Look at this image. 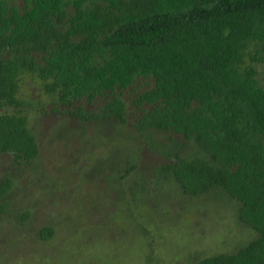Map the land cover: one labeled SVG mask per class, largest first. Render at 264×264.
Wrapping results in <instances>:
<instances>
[{
    "label": "trees",
    "instance_id": "obj_1",
    "mask_svg": "<svg viewBox=\"0 0 264 264\" xmlns=\"http://www.w3.org/2000/svg\"><path fill=\"white\" fill-rule=\"evenodd\" d=\"M258 64L264 0H0V157L36 165L33 112L60 114L85 132L95 123L85 137L107 124L130 142L114 147L122 156L108 170L118 183L134 173L128 191L121 188L126 202L169 185L191 197L216 193L256 232L235 250L196 253L190 264H264ZM27 75L48 100L19 95ZM143 148L158 154L149 176ZM16 187L9 174L0 179V211L15 214ZM134 205L144 216V204ZM38 233L49 239L54 227Z\"/></svg>",
    "mask_w": 264,
    "mask_h": 264
},
{
    "label": "rangeland",
    "instance_id": "obj_2",
    "mask_svg": "<svg viewBox=\"0 0 264 264\" xmlns=\"http://www.w3.org/2000/svg\"><path fill=\"white\" fill-rule=\"evenodd\" d=\"M258 68L264 84V64ZM41 87L27 75L19 95L48 100ZM31 119L42 148L36 165L0 157V179L9 174L18 185L11 203L15 214L0 211V264H190L196 253L232 251L256 234L240 222L235 203L216 193L191 197L169 185L126 202L120 193L128 191L134 173L118 183L108 171L122 156L114 147L130 144L116 129L106 124L97 130L102 133L85 137L81 125L60 114L33 112ZM66 124L74 132H66ZM90 124L91 132L95 123ZM139 154L141 169L151 175L158 154L144 148ZM132 203L148 211L139 215ZM150 203L153 209L146 208ZM27 210L30 218L22 219ZM45 225L54 227L49 239L38 233Z\"/></svg>",
    "mask_w": 264,
    "mask_h": 264
}]
</instances>
